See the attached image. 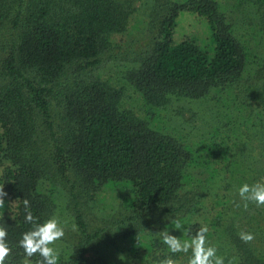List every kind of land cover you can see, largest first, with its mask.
Masks as SVG:
<instances>
[{"label":"trees","instance_id":"obj_1","mask_svg":"<svg viewBox=\"0 0 264 264\" xmlns=\"http://www.w3.org/2000/svg\"><path fill=\"white\" fill-rule=\"evenodd\" d=\"M136 1L0 0L5 264L26 263L24 200L38 222L63 227L58 264L112 251L126 256L114 264H188L191 250L171 253L160 232L184 241L202 225L225 264H264V206L238 194L264 178V0ZM182 12L207 40L176 38ZM146 23L130 53L117 35ZM184 100L205 112L162 114Z\"/></svg>","mask_w":264,"mask_h":264},{"label":"clouds","instance_id":"obj_2","mask_svg":"<svg viewBox=\"0 0 264 264\" xmlns=\"http://www.w3.org/2000/svg\"><path fill=\"white\" fill-rule=\"evenodd\" d=\"M264 181V178H262ZM258 181L252 185L247 183L239 188V196L242 200L254 203L257 207L264 206V182ZM7 194L0 187V208L5 206L3 199ZM25 206V222L32 225L29 231L22 234L19 246L23 249L26 264H31V257L39 255L41 259L35 264H58L59 254L54 247L56 241L62 239L65 235L63 227L60 225L58 218L50 217L40 223L37 217L33 216L29 210V201H23ZM247 207V204L245 205ZM175 228L180 229L179 221L175 222ZM209 229L207 225H202L191 237L190 240L182 241L180 238L169 234L167 230L161 231L163 243L168 246L170 252L175 254L179 252L188 253L191 250V257L188 264H225L223 256L217 255V248L211 245L207 239ZM7 229L0 225V264H5L6 258L11 254L12 249L7 242ZM240 239L244 243H251L255 235L251 232H241ZM160 264H178L173 258L166 257Z\"/></svg>","mask_w":264,"mask_h":264},{"label":"rangeland","instance_id":"obj_3","mask_svg":"<svg viewBox=\"0 0 264 264\" xmlns=\"http://www.w3.org/2000/svg\"><path fill=\"white\" fill-rule=\"evenodd\" d=\"M149 3V1H148ZM139 1L137 0L135 2V5H139ZM192 14V13H191ZM190 13L187 12H182L181 15L179 16L178 19V24L176 26V30H175V36L176 38L187 34V33H191V35H194V37L198 38L199 41L203 42L204 40H207V33H208V29L205 26V24L203 23V21L198 17L195 16L194 14L191 15ZM194 33V34H193ZM150 36V33L148 31V25L147 23L144 24V27L142 29L139 30H132V33H126L125 35H123L121 37V35H117V39L119 40L121 45H124L122 47H126L129 46V52L131 53H136L137 51H139L142 46L144 45L145 41L147 40V38ZM121 37V39H120ZM110 65H112L111 63H104L102 65L101 69H106L108 68ZM175 107H182L184 108V110H182V114H184L183 118H192L191 114H194L195 112H197L196 110L199 109L202 112H205V108L202 107L201 104H197V103H190V101H177V102H172L170 104L167 105V108L162 112L163 115L168 116L171 114H173V111L175 109ZM209 113V112H207ZM207 113L203 114L206 115ZM137 115L139 116H143L144 111L139 110L136 112ZM190 116V117H189ZM193 121L191 122H185V121H181L180 124V128L182 129L185 133V131L192 129V128H188L189 124H192ZM202 122L198 123L201 124ZM182 132V131H180ZM107 197V196H106ZM100 205H104V203H99ZM93 214H88V218L89 220L92 222L93 220ZM107 253H111L110 251ZM92 253H87L85 256L89 257L90 260L91 258H95ZM121 255V254H120ZM126 258V256L124 255L123 258H121V256H118L117 254H114V252L112 251V254H108L105 258H103V260H101L100 262L96 263V264H114L117 262H121L124 263L126 260L124 259ZM98 261V260H97ZM26 264V263H25Z\"/></svg>","mask_w":264,"mask_h":264}]
</instances>
